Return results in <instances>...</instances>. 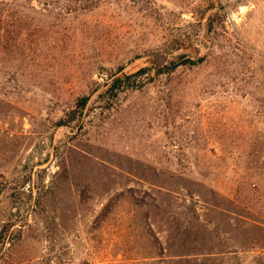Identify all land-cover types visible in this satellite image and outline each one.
I'll use <instances>...</instances> for the list:
<instances>
[{"label":"rangeland","instance_id":"obj_1","mask_svg":"<svg viewBox=\"0 0 264 264\" xmlns=\"http://www.w3.org/2000/svg\"><path fill=\"white\" fill-rule=\"evenodd\" d=\"M0 264H264V0H0Z\"/></svg>","mask_w":264,"mask_h":264},{"label":"trees","instance_id":"obj_2","mask_svg":"<svg viewBox=\"0 0 264 264\" xmlns=\"http://www.w3.org/2000/svg\"><path fill=\"white\" fill-rule=\"evenodd\" d=\"M173 69V67H171V66H168V65H166V66H164V67H162L161 69ZM120 71H122V69L120 70ZM119 71V72H120ZM142 71H144V69H140V70H138L136 73H139V72H142ZM123 82V79H121V78H119V77H117V79H116V83H118V86H120L121 85V83ZM120 83V84H119ZM129 86L130 85H132V84H128ZM89 99H90V96H84V97H82L80 100H79V102H78V108H81V109H85L86 107H87V105H88V101H89ZM75 112V111H74ZM76 117V116H75ZM74 117V118H75ZM62 125H64V124H62Z\"/></svg>","mask_w":264,"mask_h":264},{"label":"water","instance_id":"obj_3","mask_svg":"<svg viewBox=\"0 0 264 264\" xmlns=\"http://www.w3.org/2000/svg\"><path fill=\"white\" fill-rule=\"evenodd\" d=\"M161 55V54H160ZM162 57H164L163 55H161ZM165 58V57H164Z\"/></svg>","mask_w":264,"mask_h":264}]
</instances>
